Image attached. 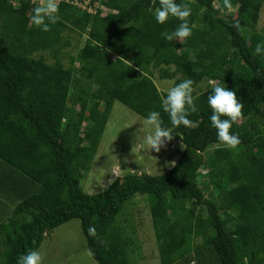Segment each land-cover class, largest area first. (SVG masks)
Returning a JSON list of instances; mask_svg holds the SVG:
<instances>
[{
  "label": "trees",
  "instance_id": "1",
  "mask_svg": "<svg viewBox=\"0 0 264 264\" xmlns=\"http://www.w3.org/2000/svg\"><path fill=\"white\" fill-rule=\"evenodd\" d=\"M97 1L92 11L60 1L57 23L43 32L30 23L37 2L0 0V194L19 198L0 224V264H17L73 218L98 264H136L117 219L136 194L147 196L159 264H264V55L253 54L264 41L256 29L264 0H230V9L224 0H176L191 8L183 44L162 35L180 21L158 24V0ZM72 33L75 55L64 50ZM156 77L193 81L196 127L171 125ZM214 83L243 104L242 125L230 129L236 150L210 126ZM114 101L144 118L159 112L183 147L160 174L128 171L86 193L80 179ZM13 172L20 178L8 182Z\"/></svg>",
  "mask_w": 264,
  "mask_h": 264
},
{
  "label": "rangeland",
  "instance_id": "2",
  "mask_svg": "<svg viewBox=\"0 0 264 264\" xmlns=\"http://www.w3.org/2000/svg\"><path fill=\"white\" fill-rule=\"evenodd\" d=\"M216 5L218 4L215 1ZM256 29H264V3L261 6ZM73 36L76 34H71V45L65 46L64 50L75 55ZM83 41L84 36L78 39V47ZM63 61L68 64V56ZM154 81L160 91H167L173 87V79L156 77ZM145 119L121 102L114 101L97 151L90 167L80 179L84 192L103 191L115 178L121 177L128 171L160 174L172 166L182 150V144L173 137L160 152L148 150L144 138L153 129L144 124ZM18 178L20 175L13 172L8 182ZM4 193L6 195L9 191L4 190ZM5 195L0 194V224L6 223L19 200L13 193L6 197ZM142 196L147 197L146 194H136L125 202L117 219L128 237L134 240V245L129 251L131 253L129 259L136 264H159L152 219L148 203ZM134 247L138 249L135 250ZM37 250L43 257V264H98L86 245L78 218L62 223L48 232Z\"/></svg>",
  "mask_w": 264,
  "mask_h": 264
},
{
  "label": "clouds",
  "instance_id": "3",
  "mask_svg": "<svg viewBox=\"0 0 264 264\" xmlns=\"http://www.w3.org/2000/svg\"><path fill=\"white\" fill-rule=\"evenodd\" d=\"M159 7L153 15L158 24H165L169 18H175L180 23L174 31L163 32L162 35L167 41H178L183 44L191 35L188 18L191 15V8L186 3H177L176 0H158ZM225 6L231 8L230 0H224ZM59 19V4L57 0H41L34 6L30 23L43 32L51 30V25ZM239 29V22L234 25ZM254 55H264V41L258 42ZM193 81L185 79L167 90L166 95H161V107L170 118L173 127L184 126L194 128L197 125L188 117L197 111L195 107L193 92ZM207 103L211 109L210 126L215 129L217 141L227 150H236L241 143L239 136L232 134L230 129L233 124L239 126L243 117V104L239 102L234 91L219 84H213L210 94L207 96ZM144 124L150 126V131L144 138V144L148 150L160 152L167 143L173 139L171 131L162 126L160 113L153 111L148 114ZM90 236L96 235L94 226H89ZM17 264H43V257L38 250L32 249L19 256Z\"/></svg>",
  "mask_w": 264,
  "mask_h": 264
},
{
  "label": "built area",
  "instance_id": "4",
  "mask_svg": "<svg viewBox=\"0 0 264 264\" xmlns=\"http://www.w3.org/2000/svg\"><path fill=\"white\" fill-rule=\"evenodd\" d=\"M32 2H37L39 4V2L41 0H31ZM39 1V2H38ZM62 0H57V2L59 3ZM66 1H70L73 2L74 4H77L78 6H80L82 9H86L88 11H92L95 10L93 6H95L93 4V6L89 5V3L91 2V0H66ZM94 2L98 3L97 0H94Z\"/></svg>",
  "mask_w": 264,
  "mask_h": 264
}]
</instances>
